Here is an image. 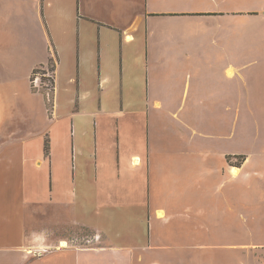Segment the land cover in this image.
<instances>
[{"label": "crops", "instance_id": "1", "mask_svg": "<svg viewBox=\"0 0 264 264\" xmlns=\"http://www.w3.org/2000/svg\"><path fill=\"white\" fill-rule=\"evenodd\" d=\"M6 75L0 264H264V0H0ZM76 226L98 243L57 245Z\"/></svg>", "mask_w": 264, "mask_h": 264}, {"label": "rangeland", "instance_id": "2", "mask_svg": "<svg viewBox=\"0 0 264 264\" xmlns=\"http://www.w3.org/2000/svg\"><path fill=\"white\" fill-rule=\"evenodd\" d=\"M52 51H53V47H52ZM53 61L55 64H57L55 55L53 53V57H52ZM7 70L10 72L9 68H7ZM49 71L51 72V70L49 69ZM48 72V70H44L42 68H40V73H38L36 76L43 75L47 73L50 75L52 74V72L50 73ZM36 76H34V78H36ZM54 76V75H53ZM33 77V75H32ZM43 78H47L44 77ZM50 78L51 75H50ZM71 78H59V87H58V94L59 97L61 96V102L62 105L65 106V104H67V102L71 99V95H73V91L75 89V85L73 83V81H70ZM134 80H137V78H134ZM0 81H4L7 82V84H3V86L0 88V108L1 109H5L4 113H3V117L4 120L0 123V141L1 140H5L7 139L9 136L13 135L17 132H22V130H25V126H27V124L24 123L23 121V117H18L16 119H14L13 116L8 115L10 112V105H14L15 104V96L14 94H12V91L14 89L13 85H11V78H9V75L3 76L2 78H0ZM46 82V81H44ZM32 85V83H31ZM17 88H19V90L21 91H26V86L27 84L25 83H20L18 82V84H16ZM52 84H50V88H51ZM36 87V91H41L44 93V97L46 99V101L48 103L53 104L54 102V93H55V89L54 92L52 91H47L48 89L45 88L47 86L42 87L41 82H38L37 84H35ZM85 87L88 91L93 92L94 88H95V81L93 78H85ZM108 93V101L107 104L110 107H116L117 105H119L120 101H121V95L119 93V80L118 78H114L113 83H112V87L110 90H107ZM25 97H23L22 99H19L20 101L24 100ZM3 103V104H2ZM90 105V104H88ZM65 110V109H64ZM39 112L35 110V114H38ZM62 114H65L64 112H62ZM257 184L259 185L260 180H256ZM264 206H258L257 210H258V219H261L264 216V211L263 208ZM260 216V217H259ZM249 223L251 224V227L256 224L253 223L252 221H249ZM248 223V226H249ZM264 223V222H263ZM244 228V227H243ZM110 229V228H109ZM110 231H112L110 229ZM248 232H250V229L247 230ZM264 231V230H263ZM115 233V231H113ZM53 235L58 236L59 239H61L62 243L66 244V247H92L93 245H96V243H98V239H96L97 234L90 231L89 229L86 228H82L79 226L76 227H65L62 229H58L55 233H53ZM262 237H264V232H261ZM62 243L61 244H57L60 247H62ZM53 245V244H50ZM55 245V244H54Z\"/></svg>", "mask_w": 264, "mask_h": 264}, {"label": "trees", "instance_id": "3", "mask_svg": "<svg viewBox=\"0 0 264 264\" xmlns=\"http://www.w3.org/2000/svg\"><path fill=\"white\" fill-rule=\"evenodd\" d=\"M56 65H57V64L54 63L53 59H51L50 62H49V69L53 72V75H54V72H55V70H56ZM38 73H40V69L35 70L34 75H33L32 79H31L32 89H33V90H37V89L34 87V85H33V80H34V76H36ZM47 80H49L50 83L52 84L50 90H51L52 92H54V88H55L54 76H53L52 79H46V78H43V81H47ZM48 150H49V145H48V143H46V146H45V152H46V154H48Z\"/></svg>", "mask_w": 264, "mask_h": 264}, {"label": "built area", "instance_id": "4", "mask_svg": "<svg viewBox=\"0 0 264 264\" xmlns=\"http://www.w3.org/2000/svg\"><path fill=\"white\" fill-rule=\"evenodd\" d=\"M48 72H50L49 70H48ZM52 72V71H51ZM50 72V73H51ZM51 75V77L53 78V72H52V74H50ZM50 75L47 73V75L46 74H43V75H38V76H36V78H34V80H33V85H34V87H35V84H37L38 82H41V85H42V87H43V85H44V87L45 86H47V87H45V88H47L48 90L47 91H51L50 90V81L49 80H47L46 82H44L43 81V76L44 77H47L46 79H52V78H50ZM36 88V87H35Z\"/></svg>", "mask_w": 264, "mask_h": 264}, {"label": "bare ground", "instance_id": "5", "mask_svg": "<svg viewBox=\"0 0 264 264\" xmlns=\"http://www.w3.org/2000/svg\"><path fill=\"white\" fill-rule=\"evenodd\" d=\"M62 247H66V244L65 243H62Z\"/></svg>", "mask_w": 264, "mask_h": 264}]
</instances>
